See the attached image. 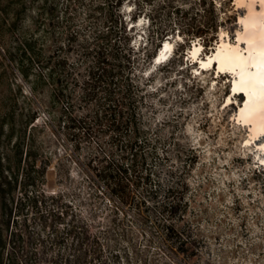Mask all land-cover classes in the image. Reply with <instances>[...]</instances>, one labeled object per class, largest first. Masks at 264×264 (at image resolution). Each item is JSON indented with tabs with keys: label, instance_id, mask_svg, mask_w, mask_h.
<instances>
[{
	"label": "trees",
	"instance_id": "1",
	"mask_svg": "<svg viewBox=\"0 0 264 264\" xmlns=\"http://www.w3.org/2000/svg\"><path fill=\"white\" fill-rule=\"evenodd\" d=\"M221 10L217 0H22L29 91L19 132L0 122V264L202 262L190 184L200 150L157 118L155 72L174 61L150 68L176 34L214 46L229 20ZM140 17L147 42L135 45Z\"/></svg>",
	"mask_w": 264,
	"mask_h": 264
},
{
	"label": "rangeland",
	"instance_id": "2",
	"mask_svg": "<svg viewBox=\"0 0 264 264\" xmlns=\"http://www.w3.org/2000/svg\"><path fill=\"white\" fill-rule=\"evenodd\" d=\"M234 3L217 0L221 18L229 19L220 29L232 41L241 29L238 17L243 15ZM132 6L124 5L127 14ZM146 21L140 17L136 23L135 45L147 42ZM177 37H169L175 49L167 60L178 66L156 71L153 89L159 88L157 118L175 120L183 127L185 138L200 150V163L190 176L194 194L191 214L206 242L200 264H264V165L259 160L264 152L258 153L252 142L248 144L249 127L234 121L236 103L243 96H233L229 75L218 77L214 70L195 72L198 65L185 53L194 42L184 44L176 41ZM214 44L206 49L203 46L201 57L210 54L216 41ZM21 45L22 0H0V122L6 127L16 124V133L22 118V92L29 91L27 85L22 87ZM162 63H153L150 69ZM229 97L235 102L230 107L226 104ZM58 148L60 153L62 146ZM51 170L46 189L53 191L62 187Z\"/></svg>",
	"mask_w": 264,
	"mask_h": 264
},
{
	"label": "bare ground",
	"instance_id": "3",
	"mask_svg": "<svg viewBox=\"0 0 264 264\" xmlns=\"http://www.w3.org/2000/svg\"><path fill=\"white\" fill-rule=\"evenodd\" d=\"M258 1L261 8L255 6ZM235 3L238 10L244 7L248 10L245 16L240 15L242 26L237 33V44L226 42L225 38L218 40L217 37L216 48L206 57H201L199 53L203 46L195 40L194 45L189 48V54L196 58L198 61L196 64L200 65L196 67L195 72L200 71V74H204L211 65L213 70L216 69L217 64V69L221 71L227 69L235 74L233 91H245L247 102L239 109L234 121L249 125L251 132L247 142L249 144L254 140V144L258 146L257 152L260 153L264 151V136L260 138V134L264 133V0H236ZM220 32L225 31L220 29ZM176 41H181L179 35ZM174 49L170 38L163 40L154 57V60L156 59L153 61L154 65L167 60L168 54ZM251 66L254 69H250ZM238 96L241 97L242 94ZM229 100L233 101V97H229ZM232 105L234 104L230 103L229 107ZM259 160L264 163V156L260 154Z\"/></svg>",
	"mask_w": 264,
	"mask_h": 264
},
{
	"label": "water",
	"instance_id": "4",
	"mask_svg": "<svg viewBox=\"0 0 264 264\" xmlns=\"http://www.w3.org/2000/svg\"><path fill=\"white\" fill-rule=\"evenodd\" d=\"M155 60H156V59H155ZM155 60H154V61H155Z\"/></svg>",
	"mask_w": 264,
	"mask_h": 264
}]
</instances>
